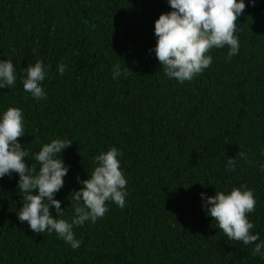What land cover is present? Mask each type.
I'll list each match as a JSON object with an SVG mask.
<instances>
[{"label": "trees", "instance_id": "obj_1", "mask_svg": "<svg viewBox=\"0 0 264 264\" xmlns=\"http://www.w3.org/2000/svg\"><path fill=\"white\" fill-rule=\"evenodd\" d=\"M244 3L239 52L227 60V46L211 49V65L181 83L150 51L155 20L172 11L168 0H0V61L16 72L15 84L0 88V117L22 110L18 141L36 172L44 144L73 141L57 154L68 173L54 195L63 209L56 218L71 221L77 176L87 179L101 152L119 150L128 182L123 208L107 201L103 218L73 226L82 241L73 249L20 222L19 176L0 178V264H264L254 244L227 239L200 195L250 189V231L264 241V0ZM38 60L48 71L40 100L23 89L25 68ZM228 157L235 171H226Z\"/></svg>", "mask_w": 264, "mask_h": 264}, {"label": "clouds", "instance_id": "obj_2", "mask_svg": "<svg viewBox=\"0 0 264 264\" xmlns=\"http://www.w3.org/2000/svg\"><path fill=\"white\" fill-rule=\"evenodd\" d=\"M254 4L255 0H251ZM172 11L161 13L155 20L154 34L157 42L154 49L156 58L169 78L179 82L191 81L201 74L212 63L208 55L213 48L228 47L227 60L239 52V40L234 34L238 31L237 20L244 13V0H168ZM66 65H58V72L63 75ZM130 69L125 67L124 75ZM26 78L23 79L24 91L37 100L45 99L46 93L41 83L48 75L44 62L38 60L34 65L25 68ZM121 75V66H113V79ZM16 72L10 60L0 61V88L13 86ZM25 134L22 110L9 107L0 117V178L11 177L13 173L19 176L18 189L24 193L25 201L17 214L20 222H27L30 229L36 233L55 232L69 243L73 249H78L82 241L74 236L73 226H81L86 221L95 223L103 218L108 211L107 201H112L120 208L125 206L127 196V180L120 168L117 158L121 153L115 147L95 156L97 166L87 179L77 180L83 185L72 192L76 201L75 215L71 221L57 219L62 214L61 201L54 198L64 185V177L68 167L58 156L62 150L71 146V140L56 138L42 146L35 154L39 164L36 172L34 166H27L24 157L29 153L22 148L18 138ZM239 156L249 162L244 151ZM264 167V166H262ZM236 160L228 157L226 171H235ZM32 172H36L35 175ZM210 184V183H209ZM203 185V184H202ZM38 192L34 193V190ZM202 207L217 223L228 240L243 242L244 245L254 244L253 255L264 256V241L258 234H252L254 224L247 214L255 210L256 200L250 189L233 188L230 192L216 191L213 196L200 194ZM56 216L52 215L51 208Z\"/></svg>", "mask_w": 264, "mask_h": 264}]
</instances>
